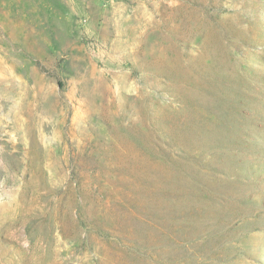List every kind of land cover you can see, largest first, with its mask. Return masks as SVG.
Here are the masks:
<instances>
[{
  "label": "rangeland",
  "instance_id": "1",
  "mask_svg": "<svg viewBox=\"0 0 264 264\" xmlns=\"http://www.w3.org/2000/svg\"><path fill=\"white\" fill-rule=\"evenodd\" d=\"M0 264H264V0H0Z\"/></svg>",
  "mask_w": 264,
  "mask_h": 264
}]
</instances>
